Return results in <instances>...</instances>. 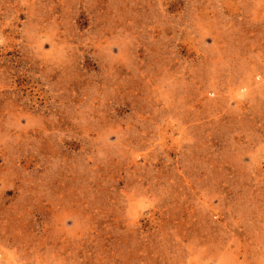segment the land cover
Masks as SVG:
<instances>
[{
    "label": "rangeland",
    "instance_id": "obj_1",
    "mask_svg": "<svg viewBox=\"0 0 264 264\" xmlns=\"http://www.w3.org/2000/svg\"><path fill=\"white\" fill-rule=\"evenodd\" d=\"M0 264H264V0H0Z\"/></svg>",
    "mask_w": 264,
    "mask_h": 264
}]
</instances>
